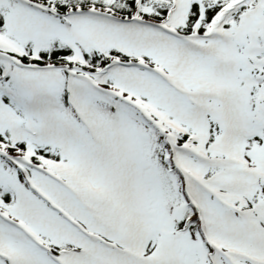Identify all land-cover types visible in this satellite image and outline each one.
Returning <instances> with one entry per match:
<instances>
[{
    "label": "snow or ice",
    "instance_id": "snow-or-ice-1",
    "mask_svg": "<svg viewBox=\"0 0 264 264\" xmlns=\"http://www.w3.org/2000/svg\"><path fill=\"white\" fill-rule=\"evenodd\" d=\"M0 264H264V0H0Z\"/></svg>",
    "mask_w": 264,
    "mask_h": 264
}]
</instances>
